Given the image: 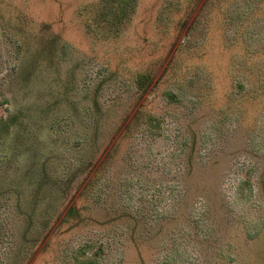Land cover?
Here are the masks:
<instances>
[{
  "label": "rangeland",
  "instance_id": "obj_1",
  "mask_svg": "<svg viewBox=\"0 0 264 264\" xmlns=\"http://www.w3.org/2000/svg\"><path fill=\"white\" fill-rule=\"evenodd\" d=\"M0 264H264V0H0Z\"/></svg>",
  "mask_w": 264,
  "mask_h": 264
},
{
  "label": "trees",
  "instance_id": "obj_2",
  "mask_svg": "<svg viewBox=\"0 0 264 264\" xmlns=\"http://www.w3.org/2000/svg\"><path fill=\"white\" fill-rule=\"evenodd\" d=\"M142 78H143V77H141L140 79H138V87H139V88H142V85H143V83H144V82H142V81H143Z\"/></svg>",
  "mask_w": 264,
  "mask_h": 264
}]
</instances>
